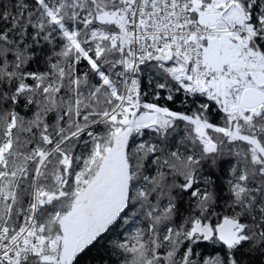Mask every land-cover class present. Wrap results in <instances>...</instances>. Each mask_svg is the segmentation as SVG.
Returning <instances> with one entry per match:
<instances>
[{"label": "snow or ice", "instance_id": "obj_1", "mask_svg": "<svg viewBox=\"0 0 264 264\" xmlns=\"http://www.w3.org/2000/svg\"><path fill=\"white\" fill-rule=\"evenodd\" d=\"M0 264H264V0H0Z\"/></svg>", "mask_w": 264, "mask_h": 264}]
</instances>
